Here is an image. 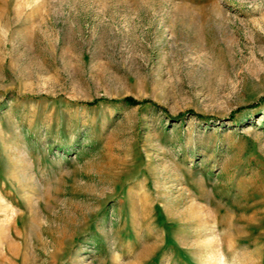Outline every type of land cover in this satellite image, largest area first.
I'll return each mask as SVG.
<instances>
[{"label":"rangeland","instance_id":"rangeland-1","mask_svg":"<svg viewBox=\"0 0 264 264\" xmlns=\"http://www.w3.org/2000/svg\"><path fill=\"white\" fill-rule=\"evenodd\" d=\"M0 264H264V0H0Z\"/></svg>","mask_w":264,"mask_h":264},{"label":"trees","instance_id":"trees-1","mask_svg":"<svg viewBox=\"0 0 264 264\" xmlns=\"http://www.w3.org/2000/svg\"><path fill=\"white\" fill-rule=\"evenodd\" d=\"M127 101L133 102V99L129 98V99H127Z\"/></svg>","mask_w":264,"mask_h":264}]
</instances>
